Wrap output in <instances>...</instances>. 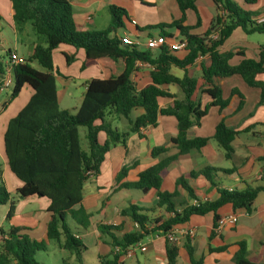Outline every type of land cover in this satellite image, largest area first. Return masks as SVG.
Wrapping results in <instances>:
<instances>
[{"label":"trees","instance_id":"trees-1","mask_svg":"<svg viewBox=\"0 0 264 264\" xmlns=\"http://www.w3.org/2000/svg\"><path fill=\"white\" fill-rule=\"evenodd\" d=\"M256 1L243 0V3L254 4ZM175 2L182 12L181 18L158 27L161 29L159 35L167 39L172 35L165 32L164 27H175L184 37L186 55L181 59L166 44L155 49H140L123 43L116 33L124 27L123 20L128 18L124 7L109 5V24L102 30L83 31L74 22L69 0H10L14 24L28 22L33 32L43 40L34 45L24 63L11 65L12 85L9 87L8 101L18 96L24 85L30 87L33 93L27 104L8 123L3 138L5 156L10 172L21 183L15 189L17 197L48 200L46 211L50 213V218L46 226V238L71 253L76 264H84L83 253L86 247L75 237L79 231L71 227L68 221L71 220L81 231H86L90 226L91 214L82 205L83 185L99 173L106 152L116 145L125 147L131 134L137 133L140 136L141 128L156 126L158 116L170 115L176 119L177 132L170 138L176 153L140 171L136 180L120 183L118 188L142 192L155 190L156 207H162L165 215H151L150 210L130 204L120 210V215L127 217L136 228L126 230L123 224H98V234L109 238L113 252L109 256H98L99 264H121L119 260L129 247L155 233L166 238L173 227L186 223L193 215L211 213L215 228L222 206L230 205V212L237 209L251 212L257 194L264 192V185L247 186L243 190L218 187L216 199L200 201L189 179L202 175L216 185L213 177L216 172L229 173L226 169L209 166L180 175L175 181L177 187L186 191L189 200L196 201L195 204L188 201L177 202V192L161 189L164 174L191 150L201 149L211 139L221 147L225 158L233 155L232 141L239 131L227 126L223 118L216 124L211 137H187L188 130L200 125L201 118L210 106H217L221 111L229 103L228 98L222 97L221 88L214 85L213 78L239 75L249 87L260 89L258 104H264V83L257 79V75L264 72V47H261L258 59L246 58L239 50L219 49L237 27L245 34L264 35V25L253 20L256 13L246 10L234 0H212L216 14L207 30L198 35L189 33L190 27L183 25L187 10H192L197 15L195 0ZM197 20L199 21L198 18ZM153 28L155 27L147 26L138 30ZM214 31L218 32V36L212 39L210 36ZM61 44L82 50L85 61L109 58L116 65L120 64L118 73H112L107 78L93 77L84 82L85 90L76 110L60 109L58 106L54 76L57 69L54 66L53 51ZM236 54L243 58L238 64L231 65L229 61ZM5 55L9 66V49L5 50ZM62 55L67 65L74 60L66 52H62ZM199 56H208L210 60L209 65L201 70V79L210 84L209 87L200 89L211 98V102L204 107L194 97L197 79L190 76L186 69ZM33 62L41 69L35 68ZM138 64L148 66L149 78V82L140 89H137L132 79ZM85 65L86 62H83L81 68ZM173 68L181 70L182 75L179 77L172 73ZM5 72L0 60V88ZM169 85L178 86L182 96L176 97L169 92L166 89ZM230 95L238 98L236 111H239L244 104V95L237 88L231 89ZM161 99H171L172 104L160 107ZM136 109H142V113L133 117L132 113ZM110 117L124 118L126 129L121 131L112 126ZM261 125L264 126V122ZM80 126L86 128L85 149L81 148L77 136ZM99 134L105 137L102 142ZM167 151L166 145L153 146L150 154L157 157ZM128 169L126 166L120 169L116 182L125 177ZM1 174L0 169V204H9L5 216L7 220L11 218L14 204ZM21 230L22 228L13 225L7 230L0 227V264H39L35 255L46 250V242L31 239L21 233ZM184 248L190 264H200V259L194 258L189 238L185 241ZM220 249L222 248L208 247L209 251ZM263 256V245L256 256L249 257L245 242L240 241L233 261L234 264H264V258L261 262L258 261ZM165 257V264H177V241L166 238Z\"/></svg>","mask_w":264,"mask_h":264},{"label":"crops","instance_id":"crops-1","mask_svg":"<svg viewBox=\"0 0 264 264\" xmlns=\"http://www.w3.org/2000/svg\"><path fill=\"white\" fill-rule=\"evenodd\" d=\"M3 1L7 4L6 12H1L4 10L2 8ZM234 1L246 10L255 12L256 16L264 12V0H257L254 4H244L243 0ZM69 2L72 5L74 22L77 28L83 31L96 29L98 25L95 22L97 14L101 11H107L109 15V5L124 7L128 18L123 20L124 27L120 28L116 35L120 37L129 35L131 38L139 39L141 42L140 49L146 48L144 41L147 36L160 34L161 29L158 25H169L172 21L178 20L182 16V12L179 10L175 0H69ZM195 5L197 15L194 11L187 10L183 25L190 27L189 33L200 35L209 27L216 14V9L212 0H195ZM12 15L13 10L10 0H0V49H9L21 57L27 58L31 54L34 45L37 42H41V40L33 32L28 22L15 25ZM104 21H106L104 23L107 26L110 21V15ZM125 22L128 23V26L125 25ZM147 26H154L159 29V32L153 33L150 30H138ZM164 28L173 29V31L167 32L172 35L168 38V41L184 40V37L180 35L177 28ZM9 29L14 36L13 42L7 36V30ZM9 43L13 45L12 49ZM262 46L264 47V43L261 44L247 40L243 30L237 27L219 49L221 51L239 50L243 52L246 58L258 59ZM19 47L25 50L26 56L18 53L17 49ZM62 52H66L68 55L74 57V60L69 65L66 64ZM174 55L181 59L186 55V50H177L174 52ZM55 58L58 59L64 70H59L60 68L59 65H56ZM242 58L243 56L236 54L229 62L231 65H236ZM53 61L57 69V73H54L55 83L60 84L63 94L68 92V87L74 79H82L85 82L93 77L107 78L112 73L120 71V64L116 65L109 58L85 61L82 50H75L73 47L64 44L59 45L53 51ZM1 62L3 70H7V58L1 60ZM83 62H86V65L81 68ZM209 63L208 56H199L186 68L188 74L197 79V90L194 93V97L198 99L201 107L211 102L210 96L200 90L210 86V84L201 79L202 67H207ZM72 66L77 68V73L68 72ZM172 73L179 77L182 75L179 74L182 71L176 68L172 69ZM132 79L137 89L146 85L149 82L148 66L146 64H138L137 70L132 75ZM257 79L264 83V72L258 74ZM213 83L221 88L222 97L224 99L228 98L229 103L221 111H219L217 106H210L207 113L201 118L200 125L188 130L187 137H211L216 124L223 118L227 126L239 131L232 141L234 152L230 158H225L221 147L211 139L201 149L191 150L185 158L180 159L174 167L164 174L161 186V189L164 191L177 192V196L175 197V201L177 202L188 201L192 204L194 201L187 198L186 191L176 186L175 181L177 177L188 174L190 171H197L205 166L226 169L229 173L216 172L213 176L216 185L211 184L202 175L189 179V183L195 189L197 199L200 201L216 199L218 197V187L243 190L247 186L264 185V178H262V169L264 167V126L261 125L264 122V104H258L260 89L249 87L239 75L213 78ZM233 88H237L245 98L244 104L239 111H236L238 98L230 95ZM24 89H26L29 99L33 91L27 85L22 87L21 92ZM166 89L176 97L182 96L181 90L176 85H169ZM9 90L10 88H0V93ZM56 91L59 103V91L57 89ZM171 104V99H161L159 101L160 107H166ZM133 112L132 116L135 117L142 113V109H136ZM246 128L249 129L245 130ZM176 132V119L170 115H161L158 116L156 126L141 128L139 132L140 136L137 133L131 134L126 141L125 147L116 145L106 152L104 160L100 164L99 173L91 177L82 189V205L91 214L89 228L86 231H81L71 220L68 221L71 227L79 231V234H76L75 237L86 247L83 253L84 264H89L86 261V256L90 252V248H94L95 250V262L91 264H99L98 256H109L113 253L112 247L108 242L109 238L106 235L100 236L98 234V224H123L126 230L136 228L127 217L120 215L122 208L135 204L150 210L149 214L151 215H165L162 207H156L157 198L155 190L147 192L136 190V198H132L131 196L134 194L133 190L135 189H119L118 185L122 182L136 180L140 171L166 156L175 154L177 150L170 143V138L175 136ZM104 138V135L99 134L100 142ZM159 145H166L168 151L157 157H152L150 154L151 148ZM123 166L129 167L127 174L119 182H116V176ZM6 168V170H2L1 175L5 182L6 190L10 193L14 204L13 214L17 218L16 222H12L11 225L22 228L21 233L28 235L31 239L45 241L46 250L52 249L49 246L52 240L46 238V226L50 218V213L46 211L49 203L48 200L37 197H17L15 189L21 183L10 172L8 165ZM5 174H8L9 177V187L7 186ZM85 188L88 191L87 195L84 194ZM230 211V205H224L220 208L219 215H224ZM234 213L238 216L237 222L234 225H225L220 229L213 227L211 213L193 215L186 223L176 226L181 231L193 229L192 235L180 232H177L175 235L178 244L177 264H190L189 256L184 248L187 238H189L190 244L194 249V258L195 260L200 259V264H234L233 256L238 249V242L240 241L245 242L249 257L256 256L262 245L264 254V192L260 191L257 194L251 212L245 209H237ZM165 243L166 239L162 234H152L134 245L131 256H121L119 261L121 264H165ZM56 246L60 254H63V258H60L61 264H76L71 253L60 248L57 243ZM208 247L222 249L209 251ZM263 258L264 256L258 259V261L261 262Z\"/></svg>","mask_w":264,"mask_h":264},{"label":"rangeland","instance_id":"rangeland-1","mask_svg":"<svg viewBox=\"0 0 264 264\" xmlns=\"http://www.w3.org/2000/svg\"><path fill=\"white\" fill-rule=\"evenodd\" d=\"M6 2L3 1L2 10L1 12H6ZM151 13V12H150ZM109 15L107 11H101L97 14L96 16V21L98 23L96 29L93 30H102L106 26V21L105 19H108ZM125 25L128 26V23L125 22ZM7 36L9 37L10 41H14V36L12 31L9 29L7 30ZM165 32L168 31H173L172 28H164ZM150 32L157 33L159 32L158 28H153L150 30ZM145 34V32H143ZM245 37L247 40H250L252 42H257V43H264V35L259 34V33H251V34H245ZM40 40L42 41V37H39ZM10 48H13V45L9 43ZM19 54H23L26 56L25 50H22L20 47L17 49ZM5 55V49H0V59H6ZM55 63L58 66L59 65V70H64V67L61 66L59 63L58 59L55 58ZM33 66L37 69H41L40 66L33 62ZM61 72V71H60ZM69 73H77V68L75 66H72L68 70ZM180 75L182 73H179ZM56 84V89L59 91V103L58 106L60 109H69V110H76L81 102L82 94L85 90L84 87V81L82 79H74L73 82H71V85L68 87V92L63 94L62 89L60 87L59 83ZM9 88V87H8ZM9 94L10 90L7 92H1L0 93V169L1 172L2 170H6L7 168V159L5 156V151H4V132L6 128L8 127V123L10 120L15 118L18 114V112L27 104L28 102V93L26 89L22 90L21 94L13 98L11 101H8L9 99ZM134 113V112H133ZM112 121V126L117 127L119 130L123 131L126 129V120L124 118H119L116 119L114 117L110 118ZM85 134H86V128L83 126L78 127L77 130V136L78 140L80 142V146L82 149L86 148V140H85ZM5 179L7 182V186L9 187V177L8 174H5ZM5 184V182H4ZM88 185V184H87ZM86 185V186H87ZM84 186V185H83ZM136 190H133V195L131 196L132 198H136L135 194ZM85 195L88 194L87 188H85ZM46 201V200H44ZM9 209L8 204H0V226L2 227L3 230H7L9 226H11L12 222H16L17 218L14 216V212L12 211L11 218L10 219H5L4 216L7 214V211ZM52 249L46 250V251H39L35 255V259L38 261L39 264H61V259L63 258V254H60L56 243L52 240L49 245ZM94 248H90V252L86 256V261L91 264L95 262V254H94Z\"/></svg>","mask_w":264,"mask_h":264},{"label":"built area","instance_id":"built-area-1","mask_svg":"<svg viewBox=\"0 0 264 264\" xmlns=\"http://www.w3.org/2000/svg\"><path fill=\"white\" fill-rule=\"evenodd\" d=\"M253 20L255 21V23L257 24H263L264 25V12L261 13L258 16L253 17ZM218 36V32L214 31L211 34V38L215 39ZM121 40L123 43L128 44V45H135L137 47H139L141 45V42L139 39L137 38H131L129 35H124L121 37ZM163 44H166L172 51H177V50H181L184 49L186 42L185 40H179V41H168V39L163 36V35H155V36H147L145 41H144V45L146 48H151V49H155ZM25 58L19 56L17 53H15L14 51H10V56L8 59L9 62V66L6 70V74L5 77L3 79L1 88H8L12 85V78H11V65L14 64H18V63H24ZM231 190V189H228ZM196 201H193V204H195ZM238 220V216L236 213L234 212H228L224 215H221L219 217V219L217 220L216 223V229H220L221 227L225 226V225H234ZM180 232V233H186L188 235H192L193 234V229H188L187 231H181L178 230L177 227H173L171 229V231L166 235V238L172 241H176V233ZM165 237V236H164ZM165 238V239H166ZM135 245V244H134ZM134 245L129 247L125 254L123 256L129 257L132 254V251L134 249Z\"/></svg>","mask_w":264,"mask_h":264},{"label":"water","instance_id":"water-1","mask_svg":"<svg viewBox=\"0 0 264 264\" xmlns=\"http://www.w3.org/2000/svg\"><path fill=\"white\" fill-rule=\"evenodd\" d=\"M22 198V197H21Z\"/></svg>","mask_w":264,"mask_h":264}]
</instances>
